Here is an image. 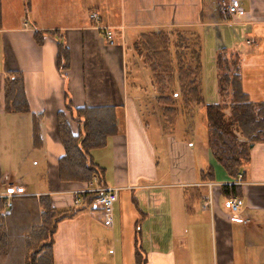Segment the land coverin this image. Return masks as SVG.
<instances>
[{
  "label": "crops",
  "instance_id": "crops-1",
  "mask_svg": "<svg viewBox=\"0 0 264 264\" xmlns=\"http://www.w3.org/2000/svg\"><path fill=\"white\" fill-rule=\"evenodd\" d=\"M208 3L30 0L27 10L26 0H1L0 194L20 186L24 195L13 199L10 216L2 220L0 232L11 246L9 254L0 256V264L24 263V240L42 213L40 196H48L54 208L71 209L75 193L87 187L59 178L58 161L65 150L58 114L64 113L72 132L79 133L67 106L118 110V134L107 146L91 151L90 160L103 171L104 183L98 182V187L120 191L111 226L93 206L58 223L54 264H135L139 221L148 264H264V143L251 145L249 163L236 181L208 145L200 150L187 139L173 137L170 131L177 126L167 131L161 110L160 117L152 107L155 138L145 126L143 108L146 99L157 105L156 97L136 87L130 90L137 85L132 78L139 77L132 68L138 74L149 72L133 50L139 37L181 30L199 38L206 104L220 101L216 53L221 48L240 52L243 90L252 102H264V0H219L221 12L228 16L222 21L213 19ZM230 6L244 15H230ZM92 13L112 31V43L96 29ZM36 32L58 36H46L38 45ZM59 40L70 54V67L63 74L57 69ZM15 72L24 79L27 114L6 111L5 81ZM205 152L201 166L198 154ZM209 168L212 181L202 178ZM27 178L37 179V187L24 183ZM234 184L242 192L237 198L245 222L231 219L230 198L222 192L223 186Z\"/></svg>",
  "mask_w": 264,
  "mask_h": 264
},
{
  "label": "trees",
  "instance_id": "trees-1",
  "mask_svg": "<svg viewBox=\"0 0 264 264\" xmlns=\"http://www.w3.org/2000/svg\"><path fill=\"white\" fill-rule=\"evenodd\" d=\"M26 1L28 10L30 0ZM218 1L209 0L205 5L215 21L226 20L228 16L221 12ZM1 9L0 0V28ZM49 35L58 36L53 32H36L37 44L43 45L44 38ZM133 50L151 73L156 103L167 125L174 128L186 110H204L207 145L212 155L229 177L236 181L240 175L243 177L250 160L251 145L264 143V102H252L243 90L240 52L228 48L217 51L216 74L220 101L217 104H206L202 92L201 47L196 34L181 30L145 33L134 43ZM69 67V50L59 40L57 69L63 74ZM5 101L7 113H29L22 74L15 72L7 75ZM67 110L72 120L78 123L79 133L75 135L72 132L64 113L58 114L59 135L65 150L58 161L59 178L62 182L89 183L97 177L100 184H103V171L90 160V154L95 149L107 146L108 140L118 134V110L113 107L73 110L70 106H67ZM35 133L38 138L39 130ZM202 178L214 180L212 168ZM222 192L228 198L242 196L238 184L223 186ZM99 197L100 193H85L81 195V204L71 209H57L52 207L48 196H40L42 213L39 224L32 227L24 240L23 264H54L53 245L58 223L74 217L86 207H95ZM0 201L3 203L0 210L2 221L10 216L14 204L12 202L8 210L6 201ZM2 225L3 221L0 222V229ZM10 246L7 235L0 232V256L9 254ZM135 264H148V255L141 246L140 221L135 227Z\"/></svg>",
  "mask_w": 264,
  "mask_h": 264
},
{
  "label": "rangeland",
  "instance_id": "rangeland-1",
  "mask_svg": "<svg viewBox=\"0 0 264 264\" xmlns=\"http://www.w3.org/2000/svg\"><path fill=\"white\" fill-rule=\"evenodd\" d=\"M132 73H136V75H138V78H132L133 80H135L136 82V86H132L130 87V90H132L133 88H139L140 91L143 92V94L145 92H147V96L148 97H155V93L152 90V86H151V77H149L148 74H150L148 71V73H145L146 71H140L141 74H138L136 70H134L133 68L131 69ZM132 84V83H131ZM135 90V89H134ZM147 100V101H146ZM145 102H147L148 104H150V107L145 103V108L144 112H143V117H144V121L145 123H148V126L145 124V126L150 129L151 134L156 138V132H157V125H156V119L155 115L152 116L151 112L152 109L154 108L155 113L157 115H160L161 117V112L159 111L160 107H158V105L154 104V102L151 100L146 99ZM153 107V108H152ZM152 108V109H151ZM159 108V109H158ZM153 110V111H154ZM161 110V109H160ZM227 115H229V112H227ZM162 121V123L165 126V129L167 131H170L172 128L169 127L167 125V122L165 121L164 118H160ZM177 128L176 130L170 131L171 135H173V137L177 138V139H187L188 141H191L193 144H195L199 149L201 147H203L204 150H206V146H207V124H206V117H205V112L204 110L198 108L193 110L192 112L190 110H186L182 113V115L178 118L177 120V124H176ZM155 132V134H153ZM201 150V149H200ZM204 155V156H203ZM198 156H200L199 158V164L202 166L206 163V152L201 153L200 155L198 154ZM35 181H37V179H33V178H27L24 180V183H29L31 184L33 187H37ZM93 181V180H92ZM91 181V182H92ZM69 183V182H68ZM90 183V182H89ZM87 183V184H89ZM36 189V188H35ZM10 208H8L9 210Z\"/></svg>",
  "mask_w": 264,
  "mask_h": 264
},
{
  "label": "built area",
  "instance_id": "built-area-1",
  "mask_svg": "<svg viewBox=\"0 0 264 264\" xmlns=\"http://www.w3.org/2000/svg\"><path fill=\"white\" fill-rule=\"evenodd\" d=\"M230 15H244V11L236 6H230L228 8ZM90 19L95 22L96 29L104 32V37L112 43L113 33L109 28L100 25V19L97 13H92ZM241 178V175L239 176ZM98 178L94 177L93 181L87 184V187L83 191L75 193V206L81 203V195L85 193H100V197L95 201V207L99 210V216L104 224L111 226L113 222L114 205L119 199L120 188H100L98 187ZM24 190L20 186H11L8 188L5 195L0 194L1 199L7 200V208L12 207V201L14 198L23 196ZM229 208L231 211V219L234 221H247L242 218L240 214V202L237 197H230Z\"/></svg>",
  "mask_w": 264,
  "mask_h": 264
}]
</instances>
